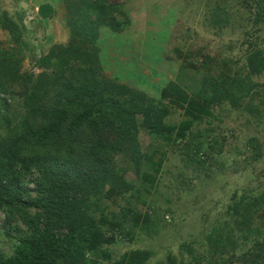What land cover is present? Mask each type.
<instances>
[{"label":"trees","instance_id":"16d2710c","mask_svg":"<svg viewBox=\"0 0 264 264\" xmlns=\"http://www.w3.org/2000/svg\"><path fill=\"white\" fill-rule=\"evenodd\" d=\"M235 4L228 13L217 0L211 6L204 3V21L211 27L233 26L229 48L248 49L242 65L214 47L223 41L220 37H202L181 23L184 36L170 35L165 41L181 72L177 83L161 88L157 101L120 83L119 66L108 55L101 60V43L131 21L127 12L116 19L115 6L106 0L67 1L68 40L36 59V72L23 71L20 49L0 48V243L3 238L11 251H0V264L148 263L154 251L147 242L114 261L109 251L110 246L160 234L152 219H165L132 205L141 202L142 193L127 181L118 156L133 165L148 193L162 178L168 151L178 152L192 173L203 170L208 152L202 138L209 133L198 128L201 123L220 120L226 108L255 122L264 115V85L252 78L264 72V48L257 43L264 35V0ZM249 24L261 32L259 37L244 32ZM0 28L13 42L20 40L21 29L6 15ZM108 65L111 79L102 74ZM193 72L198 80L187 78ZM176 111L181 120L166 123ZM141 130L155 140L151 153L139 150ZM163 143L169 147L163 149ZM249 146L261 154L256 139ZM175 177L182 189L185 181L201 183V177ZM255 178H262L261 184L231 193L223 222L177 246L188 264H264V227L254 223L256 214H264V177ZM164 213L174 220V211ZM155 264L184 262L167 251L164 261Z\"/></svg>","mask_w":264,"mask_h":264},{"label":"rangeland","instance_id":"374dc122","mask_svg":"<svg viewBox=\"0 0 264 264\" xmlns=\"http://www.w3.org/2000/svg\"><path fill=\"white\" fill-rule=\"evenodd\" d=\"M67 1L74 0H0V19L6 15L21 29L20 40L13 42L10 33L0 28V48L20 49L23 71H38L34 64L36 59L46 55L52 45L65 43L68 40V30L65 26ZM214 1L106 0V3L115 6L116 19H122L123 13L127 12L131 21L123 32L118 35L110 32L108 39L101 43V60H105L108 55V58L119 66L116 77L121 79L120 83L126 84L130 89L142 91L156 101L159 100L161 88L169 81L176 82L181 72L180 61L173 60L166 42L168 43L170 35L184 36L185 27L182 24L199 30L202 37L209 34L220 37L223 41L216 43L214 47L224 50L228 57L242 65L248 49L247 46L239 49L229 48V41L234 38L233 26L227 24L222 27H211L204 21L207 13L204 3L211 6ZM217 1L228 13L229 11L233 13L236 0ZM47 8H49L48 14H46ZM177 21L180 23L176 25ZM244 32H250L248 36L257 35L256 37L261 34L251 24ZM247 38L252 41L250 37ZM257 43L259 47L264 48V35ZM111 70L110 65L103 67L102 74L111 79ZM189 77L193 80L200 78L194 72L189 73L187 78ZM187 78H184L185 84L191 85ZM252 78L258 84L264 85V72ZM179 111L171 112L165 122L178 123L182 118ZM243 115L226 108L219 117L220 120L211 124L201 123L198 128L205 134L209 133L202 138L204 143L202 148L208 152V160L203 170L192 173L194 170L191 166L185 167L184 162L178 157V152L168 151L161 173L162 178L156 189L148 193L144 192V182L134 172L133 165L125 163L126 157L118 156L120 158L118 163L127 170L125 174L127 181L132 183L135 192L142 193L141 202L132 201V205L151 217L155 213L159 218L165 215V219L162 221V218L157 222L152 219L157 224L160 234L154 235L151 239L142 236V241L137 243L110 246L109 251L113 261L131 249L145 248L147 242L153 246L154 251L147 264L164 261L167 251L172 252L179 260L182 259L184 264H188V256L183 255L181 258L177 246L186 239L200 238L213 227L214 222H223L225 207L234 190H250L261 184L263 179L257 180L255 177H264V115L261 122L252 121L250 119L252 117L245 119L247 116ZM250 139H256L260 144V155H255L254 150L249 146ZM154 141L144 130H141L138 140L139 150L146 151L147 154L151 153L152 147H155L152 143ZM209 144L214 148L209 149ZM168 147L166 143L162 144L163 149ZM179 173L183 177H201L200 185L196 180H193L192 184L185 181L183 189L179 188L175 179V175ZM220 179H223L222 182H218ZM187 188L192 191L190 195ZM142 200L148 202L150 206H145ZM168 208L175 212L174 220L164 213ZM152 209L157 212H153ZM1 223L2 215H0V225ZM254 223L259 228L264 227V214H256ZM0 251L6 255L11 254L10 247L3 238H1Z\"/></svg>","mask_w":264,"mask_h":264},{"label":"crops","instance_id":"0c3cea01","mask_svg":"<svg viewBox=\"0 0 264 264\" xmlns=\"http://www.w3.org/2000/svg\"><path fill=\"white\" fill-rule=\"evenodd\" d=\"M58 4H60V3H58ZM64 18H65V17H64ZM64 18H63V19H64Z\"/></svg>","mask_w":264,"mask_h":264}]
</instances>
